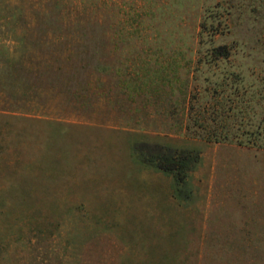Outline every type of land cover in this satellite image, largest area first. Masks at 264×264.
Returning <instances> with one entry per match:
<instances>
[{
	"label": "rangeland",
	"instance_id": "374dc122",
	"mask_svg": "<svg viewBox=\"0 0 264 264\" xmlns=\"http://www.w3.org/2000/svg\"><path fill=\"white\" fill-rule=\"evenodd\" d=\"M0 264H264V0H0Z\"/></svg>",
	"mask_w": 264,
	"mask_h": 264
},
{
	"label": "trees",
	"instance_id": "16d2710c",
	"mask_svg": "<svg viewBox=\"0 0 264 264\" xmlns=\"http://www.w3.org/2000/svg\"><path fill=\"white\" fill-rule=\"evenodd\" d=\"M213 52L216 57L227 58L229 56V50L225 46L214 47ZM138 147L137 153L141 162L172 174L177 184L185 180L187 174L196 168L200 160L199 154L194 150L181 151L156 146L154 149L144 152Z\"/></svg>",
	"mask_w": 264,
	"mask_h": 264
}]
</instances>
